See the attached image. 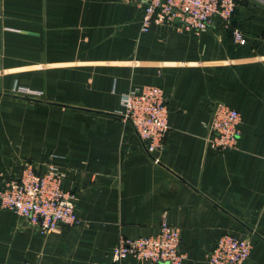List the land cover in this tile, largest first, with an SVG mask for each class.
<instances>
[{"label": "crops", "instance_id": "1", "mask_svg": "<svg viewBox=\"0 0 264 264\" xmlns=\"http://www.w3.org/2000/svg\"><path fill=\"white\" fill-rule=\"evenodd\" d=\"M234 2L227 27L193 33L141 31L130 1L0 0V185L22 161L52 163L80 218L41 233L0 207V264H139L111 261L109 247L155 232L161 216L179 229L180 264H205L223 231L249 237L242 264H264V5ZM143 84L167 106L151 154L119 101ZM214 100L239 113L235 146L220 151L203 125Z\"/></svg>", "mask_w": 264, "mask_h": 264}, {"label": "built area", "instance_id": "2", "mask_svg": "<svg viewBox=\"0 0 264 264\" xmlns=\"http://www.w3.org/2000/svg\"><path fill=\"white\" fill-rule=\"evenodd\" d=\"M141 9L139 29L150 23L172 25L176 30H200L219 22L227 27L234 0H124ZM264 5V0H253ZM230 32L235 42L245 38L237 28ZM11 93L35 97L40 91L14 84ZM122 116L127 119L145 150L152 153L160 147L167 128V106L163 90L155 84H143L119 94ZM207 141L215 151L234 147L239 136V113L220 100L209 105L203 122ZM64 173L46 162L38 170L30 161H22L15 174L0 185V207L7 208L26 219L30 227L46 233L54 227L74 225L80 220L75 212L76 193L62 185ZM251 242L248 236L229 231L218 235L205 252V264H242L248 256ZM131 255L139 264H180L184 255L179 246V229L161 216L155 232L136 237L118 236L109 247L111 261L117 263Z\"/></svg>", "mask_w": 264, "mask_h": 264}, {"label": "water", "instance_id": "3", "mask_svg": "<svg viewBox=\"0 0 264 264\" xmlns=\"http://www.w3.org/2000/svg\"><path fill=\"white\" fill-rule=\"evenodd\" d=\"M258 3V2H257ZM261 4V3H260Z\"/></svg>", "mask_w": 264, "mask_h": 264}]
</instances>
